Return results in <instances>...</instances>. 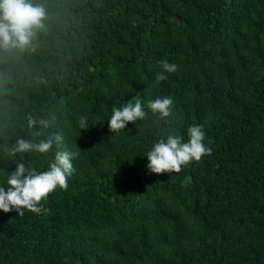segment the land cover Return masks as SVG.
Listing matches in <instances>:
<instances>
[{"label": "trees", "instance_id": "trees-1", "mask_svg": "<svg viewBox=\"0 0 264 264\" xmlns=\"http://www.w3.org/2000/svg\"><path fill=\"white\" fill-rule=\"evenodd\" d=\"M32 2L46 11L33 47L0 51V186L20 162L79 155L47 214L0 211V264H264V0ZM161 61L178 70L156 82ZM165 97L161 118L148 103ZM137 99L146 117L112 133L113 107ZM193 125L211 155L150 173L153 145ZM55 133L48 153L5 151Z\"/></svg>", "mask_w": 264, "mask_h": 264}, {"label": "clouds", "instance_id": "clouds-1", "mask_svg": "<svg viewBox=\"0 0 264 264\" xmlns=\"http://www.w3.org/2000/svg\"><path fill=\"white\" fill-rule=\"evenodd\" d=\"M46 18L45 8L40 4H34L32 0H0V51L12 52L19 50L23 52L33 47V40L37 32L42 30ZM163 71L155 76L156 82L167 79L165 73H175L178 65L167 61L160 62ZM173 100L169 97L157 98L149 101L148 108L153 114L158 113L161 118L171 114ZM146 112L139 99L133 103H127L122 108L113 107L112 115L108 119V127L112 133H118L125 129L129 123L142 121ZM27 126L30 130L39 125V131H32V137H44L43 129L48 123L32 116L26 117ZM80 130H87L89 123L87 117L79 119ZM205 132L202 126L193 125L188 129V141L182 142L179 136L168 135L166 141L161 139L155 143L147 153L148 163L146 165L150 173H179L182 168L193 161L199 162L205 155H211L212 149L204 144ZM63 144V137L58 134L47 135L38 142L25 138H17L14 145L5 151L13 156L19 155L23 158L25 153L45 154L52 150L53 145L59 149ZM78 153L67 150H57L54 162L50 163L48 170L38 171L35 167L26 166L24 162L17 164L14 171L7 179V187L0 186V211L4 213L15 211L23 215L24 210L31 211L37 215L47 214L42 201L57 188L67 190L68 178L73 175L75 169L72 160Z\"/></svg>", "mask_w": 264, "mask_h": 264}]
</instances>
